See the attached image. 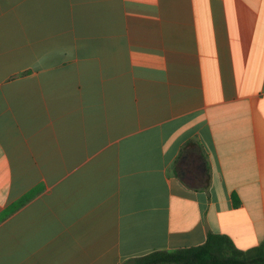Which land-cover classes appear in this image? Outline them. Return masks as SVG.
<instances>
[{"label": "crops", "instance_id": "0c3cea01", "mask_svg": "<svg viewBox=\"0 0 264 264\" xmlns=\"http://www.w3.org/2000/svg\"><path fill=\"white\" fill-rule=\"evenodd\" d=\"M208 232L264 244V0H0V264Z\"/></svg>", "mask_w": 264, "mask_h": 264}, {"label": "trees", "instance_id": "16d2710c", "mask_svg": "<svg viewBox=\"0 0 264 264\" xmlns=\"http://www.w3.org/2000/svg\"><path fill=\"white\" fill-rule=\"evenodd\" d=\"M122 264H264V244L242 251L229 237L208 232L202 245L153 250Z\"/></svg>", "mask_w": 264, "mask_h": 264}, {"label": "flooded vegetation", "instance_id": "af4514ba", "mask_svg": "<svg viewBox=\"0 0 264 264\" xmlns=\"http://www.w3.org/2000/svg\"><path fill=\"white\" fill-rule=\"evenodd\" d=\"M185 165H186L185 170L183 169L184 167H182L181 170H180L183 175L190 171L189 170V166H191V163L190 162H188V163L186 162Z\"/></svg>", "mask_w": 264, "mask_h": 264}, {"label": "rangeland", "instance_id": "374dc122", "mask_svg": "<svg viewBox=\"0 0 264 264\" xmlns=\"http://www.w3.org/2000/svg\"><path fill=\"white\" fill-rule=\"evenodd\" d=\"M89 65H96V60L95 61L89 60Z\"/></svg>", "mask_w": 264, "mask_h": 264}]
</instances>
